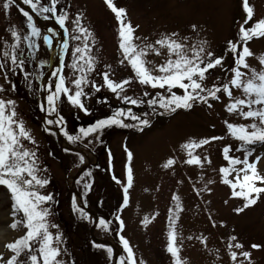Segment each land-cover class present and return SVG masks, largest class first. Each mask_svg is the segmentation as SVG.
Masks as SVG:
<instances>
[{
  "label": "rangeland",
  "instance_id": "obj_1",
  "mask_svg": "<svg viewBox=\"0 0 264 264\" xmlns=\"http://www.w3.org/2000/svg\"><path fill=\"white\" fill-rule=\"evenodd\" d=\"M48 2L49 0H42V3ZM3 3L4 0H0V52L5 41L12 42L10 26L17 27L22 33L27 31L26 19L19 11V6L14 3L10 10L5 11L2 8ZM114 3L127 10L126 18L133 26L139 25L135 29L137 37H147L149 41H153L161 34L177 32L181 37H190V43L206 40L209 49L216 56L225 57L223 68L218 66L215 70H210L209 86L230 78L231 74L227 69L233 65V54L227 50V41L236 39L239 23L245 18L243 0H114ZM249 3L254 6L256 19L264 16V0H249ZM58 7L68 11L70 20L82 13L83 25L93 33L95 42L93 43L90 38L88 43L97 64L96 71L89 74V79L101 87L99 91L90 84L84 88L85 93L89 94L83 98L89 112L85 113L72 106L66 98H62L58 114H49L40 108V104L45 103L47 95L40 86L56 79L51 75L53 71L61 68L69 82L75 78L73 70L67 66L71 63L70 52L68 54L61 52L63 40L67 37L64 36V30L58 26L44 27L37 24L45 33L47 29H53L55 36L51 47L39 41L41 47L35 52L36 59L25 64V71L29 74L27 77L18 69L16 71L0 69V87L3 89L0 91V98L16 101L18 114L24 119L37 141L35 146L31 144L28 146L38 148L40 175L50 180L46 189L42 191L53 196V201L50 202L52 212L50 219L59 226L52 231H59L63 236L60 247L67 250L61 257L64 264H119L120 257L126 253L117 234L118 221L115 220L117 214L124 220L123 235L133 246L138 261L142 260L144 264H173L171 255L166 251L169 208L174 207L175 203L172 200L173 194L181 197L184 209L180 213L177 231L183 242L181 255L185 258L186 264H231L226 249L230 235L238 236L245 249L251 251L253 264H264V195L256 205L236 213L234 209L242 206V200L231 197L230 187L221 183L218 172L219 167L227 163L222 156L223 145L231 143L236 147L238 142L226 137L223 141H214L210 146L205 145L204 148L197 149V154L202 157L208 156L212 160V164L206 165L204 169L182 163L187 157L180 149V145L189 137L199 139L225 135L226 128L223 123L225 119L238 123L247 121L229 116L220 101H212L211 109L206 104H198L191 110H177L176 113L163 116L150 115L148 118L151 120V126L145 127L143 132L136 128L112 126L105 128L99 139L89 136L75 143L68 141L61 131L62 128L75 135L79 133L81 127H88L97 120L110 116L117 108L130 107L138 115L151 113V108L147 104L140 106L125 104L103 86L104 71H109L110 77L116 81L133 75L129 66L118 63L123 58L119 48L118 23L105 0H60ZM48 20L51 24L56 21L54 17ZM193 24L197 26L195 31L192 29ZM68 27L71 30V23ZM69 43L70 47L74 48L80 45L81 41L70 40ZM136 43L140 44L142 41L137 40ZM249 46L256 56L249 57L248 62L259 69L261 66L256 57L264 54V38L254 39L249 42ZM21 47L27 57L31 50L25 43H22ZM57 56L58 62L52 66L51 62ZM165 58L164 55L148 57L155 63H161ZM41 60L48 63L41 67L39 63ZM106 65H111V69ZM40 72H43V76L38 80L35 74ZM147 90L153 96L157 91ZM144 91V86L136 82L126 89L129 96L147 101L149 97L143 95ZM234 93L240 94L236 90ZM223 102H227L226 97L223 98ZM58 115L64 117L62 124L47 125V119H57ZM125 122L136 123L131 120ZM49 128L51 132L47 130ZM57 128L59 135L65 139L63 146L56 136ZM67 146L74 150L68 151L70 148ZM61 147L69 153L60 151ZM78 149L86 153L90 163L74 180V185L85 205L92 211L88 213L84 210L91 219L82 217L72 208L73 197L77 198V203L81 207L78 194L73 192L70 180L83 164L79 160L82 154L76 152ZM126 149L133 153L131 163L134 182L129 190V204L117 213L123 202L122 184L127 182ZM260 152L261 148L257 147L253 156ZM233 154L243 158L240 152ZM169 157H175L177 163L173 168L165 169L163 164ZM113 175L121 183L113 180ZM210 179L215 183L207 185L212 189L208 192L204 188L206 181ZM89 183L90 191L85 188V184ZM197 190H200V195H197ZM11 203L7 189L0 186V216L3 221L0 223V253H4L5 258L11 254L5 247L6 243L24 232L22 227L16 229L11 227L13 220L19 218L11 215ZM145 217L151 221L147 226L141 223ZM99 218L111 221L109 226L111 230L100 227ZM95 220H97L95 229L91 231ZM4 233L7 234L6 238H3ZM91 235L98 241L111 240L113 248L108 243L95 242L111 247L113 249L111 258L108 257L106 249H97L93 246ZM199 236L207 238V247L195 239ZM252 244L262 247L252 249Z\"/></svg>",
  "mask_w": 264,
  "mask_h": 264
},
{
  "label": "snow or ice",
  "instance_id": "obj_2",
  "mask_svg": "<svg viewBox=\"0 0 264 264\" xmlns=\"http://www.w3.org/2000/svg\"><path fill=\"white\" fill-rule=\"evenodd\" d=\"M15 2L16 0H4L2 8L8 11ZM105 3L115 14L118 23L119 48L123 57L118 63L129 66L133 75L116 81L110 77L109 71H104L103 86H106L125 104L134 106L147 104L151 108V113L138 115L130 107L117 108L110 116L99 119L88 127H81L78 134H69L62 128L64 136L73 143L89 136L99 139L103 130L112 126L136 128L143 132L145 127L151 126V120L148 118L150 115L163 116L176 113L177 110H191L198 104H206L211 109L212 101H220L229 116H235L247 122L238 123L225 119L223 121L226 128L225 135L199 139L189 137L180 145V149L187 157L182 163L198 166L201 169H204L206 165L210 166L212 160L208 156L202 157L197 154L196 150L204 148L205 145L210 146L214 141H223L226 137H230L238 142V146L234 147L231 143H225L222 147V156L227 163L218 169L221 183L230 187L231 197L242 200V206L234 209L236 213L256 205L260 197L264 195V171L258 168V165L264 161V54L256 57L261 66L259 69L251 66L248 58L256 56L249 42L264 38V16L256 19L254 6L249 3V0H243L245 18L239 23L236 39L227 41V50L233 54V65L227 69V72L231 74L230 78L209 86L210 70H215L218 66L223 68L225 57L216 56L209 49L206 40L190 43V37H181L177 32L161 34L153 41H149L147 37H137L135 29L139 25L133 26L132 22L126 18L127 10L124 7H118L114 0H105ZM23 4L28 5L32 12L43 15L45 19L54 17L64 30V36L67 39L63 40L61 52L62 54L70 52L71 63L67 66L75 75V78L69 82L61 68L51 73L56 79L49 80L40 86L47 93L46 107L45 103H41V110L49 114H58L62 98H66L72 106L88 113L89 109L85 106L83 98L89 94L85 93L84 88L90 84L92 88L99 91L101 86L89 79V74L96 71L97 60L91 54L92 48L88 41L92 38L94 43L95 40L92 31L82 23V13L70 20L68 11L58 7L60 0H49L47 4L42 3V0H23ZM19 11L26 19L27 31L22 33L17 27L10 26L12 42L5 41L3 45V50L0 52V69L11 71L18 69L27 77L29 74L25 71V64L36 59L35 52L41 47L39 41L51 47L55 32L51 28L47 29L46 33L42 32L29 11L23 8ZM69 23L72 25L71 30L68 27ZM192 29L195 31L197 26L193 24ZM70 40L81 41V44L71 48ZM137 40H141L142 43L137 44ZM22 43L31 50L27 57L21 47ZM162 55L166 58L161 63L148 59L149 56ZM39 63L43 67L48 61L41 60ZM149 65L153 66L149 67ZM106 67L111 69V65ZM42 76L43 72L35 74L38 80ZM134 82L144 86L143 95L149 97L147 101L127 94L126 89L130 88ZM147 89L157 91L153 96ZM234 90L240 94L236 95ZM0 91H3L2 87ZM224 97L227 98L226 103L223 102ZM126 120L136 123L129 124L125 122ZM63 121L64 117L58 115L57 119H47L46 123L60 125ZM47 130L51 132V128ZM29 144L35 146L37 141L24 119L18 114L16 101L0 98V186L6 188L10 194L11 215L14 218L19 217L13 220L11 227L24 229L22 235L6 243L5 247L11 254L5 258L4 253H0V264H64L61 257L67 250H62L60 247L63 236L59 231H52L59 226L50 219L52 216L50 202L53 201V196L42 191L46 189L50 180L40 175L38 148L29 147ZM257 147L261 148V152L253 156ZM126 151L127 182L122 184L123 202L117 209V213L129 204V190L134 182L131 163L133 153L127 149ZM234 152H240L243 158L234 155ZM79 160L83 163L84 157L80 155ZM176 163L175 157H169L163 167L170 169ZM202 178L203 173H201ZM112 179L121 183L115 175ZM214 183L215 181L211 179L206 181L204 190L211 192L212 189L207 185ZM85 188L90 191L91 184H85ZM197 195H200V190H197ZM172 200L175 203L174 207L169 208L166 251L171 255L173 264H186L185 258L181 255L183 242L177 231L180 213L184 210L183 204L178 194H173ZM72 208L82 217L91 219L84 208L78 205L76 197H73ZM115 220L118 221L119 241L126 253L120 257L119 264H144L142 260H137L133 246L123 235L124 220L118 214ZM150 222L148 217L141 221L145 226ZM110 224L111 221L99 218L98 225L105 230H111ZM221 224H223L222 221ZM195 239L200 240L207 247L206 237L199 236ZM93 246L97 249H106L109 258L113 256L111 247L95 242ZM261 247L258 244L251 245L252 249ZM226 249L231 264H253L251 251L245 249L238 236L228 237ZM241 257L243 259H240Z\"/></svg>",
  "mask_w": 264,
  "mask_h": 264
},
{
  "label": "bare ground",
  "instance_id": "obj_3",
  "mask_svg": "<svg viewBox=\"0 0 264 264\" xmlns=\"http://www.w3.org/2000/svg\"><path fill=\"white\" fill-rule=\"evenodd\" d=\"M16 2L22 4V5L25 7V9H26L27 11H29L30 14L33 15V17H34V21L36 22V24H39V25H41V26L56 25V26H58L59 28H61L59 25H57L58 23H57L56 21H54V23L51 24L50 21H49L48 19H45L44 17H41V18L36 17L35 13L32 12V10L29 8V6L23 4V0H16ZM58 58H59V57L57 56V57H55V58L52 60V62H51V65H52V66L55 65L56 62H58ZM59 141H60L61 144H63V145L65 144V143H64V142H65V139H64L61 135H59ZM88 161H90L89 158H87L86 162H88ZM263 164H264V161H262V162L258 165V168L261 169L262 171H264ZM70 180H71V183H72V178H71V177H70ZM1 218H2V217L0 216V223H3V221H2ZM6 235H7V234L4 233V234H3V238H6Z\"/></svg>",
  "mask_w": 264,
  "mask_h": 264
},
{
  "label": "water",
  "instance_id": "obj_4",
  "mask_svg": "<svg viewBox=\"0 0 264 264\" xmlns=\"http://www.w3.org/2000/svg\"><path fill=\"white\" fill-rule=\"evenodd\" d=\"M17 3V2H16ZM21 8H23V9H25V7L22 5V4H20V3H17ZM26 10V9H25ZM35 15L38 17V15L35 13ZM57 137H58V135H57ZM79 152H81L82 154H83V151L82 150H79ZM82 168H84V167H82ZM81 170L82 169H79V171L73 176V180H74V178L81 172ZM76 193H77V191H75ZM80 197V196H79ZM82 201V200H81ZM88 212H91L88 208H86L85 206H83ZM94 230V226H92V228H91V231H93ZM92 234V233H91ZM92 236V235H91ZM92 239H93V241H95V242H97L98 240L97 239H95L93 236H92ZM101 243L102 242H105V243H108V244H111V241L110 240H99ZM98 241V242H99ZM111 246L112 247H114L112 244H111ZM114 261V260H113Z\"/></svg>",
  "mask_w": 264,
  "mask_h": 264
},
{
  "label": "trees",
  "instance_id": "obj_5",
  "mask_svg": "<svg viewBox=\"0 0 264 264\" xmlns=\"http://www.w3.org/2000/svg\"><path fill=\"white\" fill-rule=\"evenodd\" d=\"M60 151H64V152H66V153H69L68 151H66L65 149H62V148H60Z\"/></svg>",
  "mask_w": 264,
  "mask_h": 264
}]
</instances>
